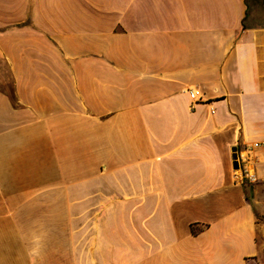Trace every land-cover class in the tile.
Masks as SVG:
<instances>
[{
  "label": "crops",
  "instance_id": "obj_1",
  "mask_svg": "<svg viewBox=\"0 0 264 264\" xmlns=\"http://www.w3.org/2000/svg\"><path fill=\"white\" fill-rule=\"evenodd\" d=\"M257 142L264 0H0V264H264Z\"/></svg>",
  "mask_w": 264,
  "mask_h": 264
},
{
  "label": "built area",
  "instance_id": "obj_2",
  "mask_svg": "<svg viewBox=\"0 0 264 264\" xmlns=\"http://www.w3.org/2000/svg\"><path fill=\"white\" fill-rule=\"evenodd\" d=\"M191 100L193 103L203 102V94L199 88H190L188 90ZM252 148H264V142H257L252 145ZM236 160L238 161L239 167L237 169L236 180L239 182H243L245 180H249L251 182H255L256 176L252 171V163L249 159L245 158L243 154L236 155ZM264 252V250H263Z\"/></svg>",
  "mask_w": 264,
  "mask_h": 264
},
{
  "label": "water",
  "instance_id": "obj_3",
  "mask_svg": "<svg viewBox=\"0 0 264 264\" xmlns=\"http://www.w3.org/2000/svg\"><path fill=\"white\" fill-rule=\"evenodd\" d=\"M236 167H237V165H236Z\"/></svg>",
  "mask_w": 264,
  "mask_h": 264
}]
</instances>
